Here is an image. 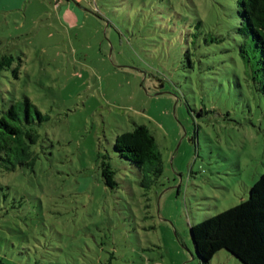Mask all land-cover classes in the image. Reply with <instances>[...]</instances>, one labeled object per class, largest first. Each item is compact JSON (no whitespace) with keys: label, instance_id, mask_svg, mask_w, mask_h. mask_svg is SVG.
I'll return each mask as SVG.
<instances>
[{"label":"rangeland","instance_id":"rangeland-1","mask_svg":"<svg viewBox=\"0 0 264 264\" xmlns=\"http://www.w3.org/2000/svg\"><path fill=\"white\" fill-rule=\"evenodd\" d=\"M235 23L234 0H0V106L29 98L48 117L34 168L0 176L2 264H201L191 228L264 174V97L212 42ZM137 126L164 163L149 188L115 152ZM210 264L243 263L222 250Z\"/></svg>","mask_w":264,"mask_h":264},{"label":"trees","instance_id":"trees-1","mask_svg":"<svg viewBox=\"0 0 264 264\" xmlns=\"http://www.w3.org/2000/svg\"><path fill=\"white\" fill-rule=\"evenodd\" d=\"M234 2L236 23L231 34L228 39L218 35L212 42H230L227 51L239 55L247 80L264 97V0ZM202 25V20L195 25L186 24L187 37L199 41L203 34ZM205 42L208 44L209 40L206 38ZM187 59L189 67L194 68L195 61L190 54H187ZM12 63L13 58L4 57L0 69ZM47 120L48 117L29 98L12 103L9 109L0 106V176L16 173L20 168H34L37 156L32 146L39 140L36 125ZM115 152L120 159L142 173L141 184L144 187L149 188L162 178V154L146 126H137L133 131L120 135ZM103 159L102 176L106 186L114 189L118 185L116 171L109 162V154ZM191 234L201 264H210L215 254L222 250L228 251L243 264H264V174L251 188L248 200L194 225Z\"/></svg>","mask_w":264,"mask_h":264},{"label":"water","instance_id":"water-1","mask_svg":"<svg viewBox=\"0 0 264 264\" xmlns=\"http://www.w3.org/2000/svg\"><path fill=\"white\" fill-rule=\"evenodd\" d=\"M163 87V86H162Z\"/></svg>","mask_w":264,"mask_h":264}]
</instances>
